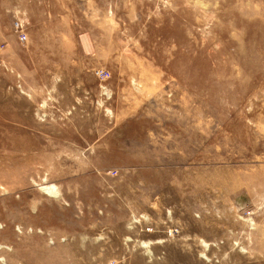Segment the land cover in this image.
I'll list each match as a JSON object with an SVG mask.
<instances>
[{"label": "rangeland", "instance_id": "374dc122", "mask_svg": "<svg viewBox=\"0 0 264 264\" xmlns=\"http://www.w3.org/2000/svg\"><path fill=\"white\" fill-rule=\"evenodd\" d=\"M226 3L0 0V264H264V15Z\"/></svg>", "mask_w": 264, "mask_h": 264}, {"label": "bare ground", "instance_id": "6f19581e", "mask_svg": "<svg viewBox=\"0 0 264 264\" xmlns=\"http://www.w3.org/2000/svg\"><path fill=\"white\" fill-rule=\"evenodd\" d=\"M224 2H227L226 3L227 7L223 10L224 12H232V14H235V12H237V15L239 17L241 16V18L238 19V22L235 21V24H234V20L232 18L230 20V25H229L230 27L235 26V28H239V27L246 28V26L243 25V24H245L244 23L245 20H246L247 23H249L250 21L254 20L253 18L255 17V15L258 12L261 13V14L263 13V15H264L263 11L262 12L259 11L256 6L253 7V5L250 4V1H248V0H224ZM240 22H243L241 24V26H239ZM232 24H234V25H232ZM246 25H248V24H246ZM236 33L237 32L235 31L232 36L236 35ZM238 37H239V35H238ZM262 44H264V42ZM237 46H238V44H237ZM18 162H19V160H18Z\"/></svg>", "mask_w": 264, "mask_h": 264}, {"label": "built area", "instance_id": "2783aa9c", "mask_svg": "<svg viewBox=\"0 0 264 264\" xmlns=\"http://www.w3.org/2000/svg\"><path fill=\"white\" fill-rule=\"evenodd\" d=\"M21 38H24V39H26V36H25V35H22V36H21Z\"/></svg>", "mask_w": 264, "mask_h": 264}]
</instances>
